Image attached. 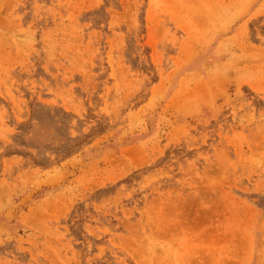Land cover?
<instances>
[{"label":"rangeland","instance_id":"374dc122","mask_svg":"<svg viewBox=\"0 0 264 264\" xmlns=\"http://www.w3.org/2000/svg\"><path fill=\"white\" fill-rule=\"evenodd\" d=\"M0 264H264V0H0Z\"/></svg>","mask_w":264,"mask_h":264}]
</instances>
